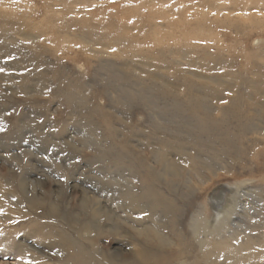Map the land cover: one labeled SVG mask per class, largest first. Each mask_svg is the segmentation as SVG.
<instances>
[{"label":"rangeland","instance_id":"obj_1","mask_svg":"<svg viewBox=\"0 0 264 264\" xmlns=\"http://www.w3.org/2000/svg\"><path fill=\"white\" fill-rule=\"evenodd\" d=\"M263 105L264 0H0V255L27 239L62 264L66 234L130 259L164 218L197 253L190 216L213 223L221 186L227 230L264 251Z\"/></svg>","mask_w":264,"mask_h":264},{"label":"bare ground","instance_id":"obj_2","mask_svg":"<svg viewBox=\"0 0 264 264\" xmlns=\"http://www.w3.org/2000/svg\"><path fill=\"white\" fill-rule=\"evenodd\" d=\"M23 88H25V87L23 86ZM22 91H23V89H22ZM25 92L29 93V90L26 91V89H25L24 93ZM261 111L263 114L264 108ZM187 164H189V166L193 168V166L195 165V161L192 159ZM174 165H175L174 162L165 163L164 164V170L162 172V174L164 173V175L166 177L171 176V180L176 179V176H177L176 170H174V168H173ZM204 167L207 168L208 165L206 164ZM204 172L205 171L203 170V167H201V173H204ZM231 175L232 174L230 173L229 176H231ZM243 182H246V181L243 180ZM196 185H197V183H196ZM221 187L216 188L214 193H212V195H210L211 196L210 199L209 200L207 199V201L211 204L212 209L214 211V216H213L214 219L212 218L214 220L213 223H210L211 222L210 219L212 216H209L208 212L207 213L205 211L202 212L203 208L199 209V211H196L194 214L192 213L190 216L189 226L192 230V235L194 236L195 240L197 241L195 243H196L197 247L199 248V251L197 253H195L194 247L188 248V246L191 243H193L191 241L184 240V239H181L180 241L178 240L179 241L178 243H180V246L182 248L180 246H177V244H178L176 242L177 239H176V237H174V235L177 236L176 233L179 231V229L177 228V225L175 226L174 224H170L169 220L168 219L165 220V218L161 221L162 227L166 231L167 230L166 226H167V224H169L170 229H171V234L166 232V235L164 236L163 233L160 232L158 229H151V228H145L142 231H139L138 233H140L141 236L144 235L145 238L151 242V244L154 248V251L152 253H149L148 249L141 248V249L137 250L136 254L134 255V258L129 259L127 257L126 258L120 257L119 255H112V256L107 255V254L101 255L98 252H95V253H98L97 255L91 256L86 251V242L89 243V242H92V240L90 238H84V236L81 237V238H83L82 242H77L75 240L69 239L68 238L69 236L65 234L63 237L67 240H60V241L51 242L50 248H52V252H54L57 255V256L55 255V257H56L55 259L58 260V262H62V264H67V263H70V264H220V263H222V261H228L230 264H250L251 262L253 264H264V262H263L264 261V251H261L258 249H252L255 246L249 244L250 238H249V235H247L248 234L247 232H244V233H246L245 235L242 234L243 230L241 229V227L239 225H233L234 227H233V229H231V231L227 230L230 228V221L232 222V219H231L232 216H230V214L228 215V212H229L228 210L230 207H228L227 204L225 205V208H224L223 201H225V200H223V198H225L226 192ZM85 189L86 188H84V190ZM90 192H89V194H90ZM0 196H1V194H0ZM238 196H239V194H238ZM89 197L91 198V196H89ZM235 197H234V199H235ZM253 197H254V195H253ZM1 198H2V196H1ZM239 198H240V196H239ZM219 199L221 200V202ZM254 199H256V198L254 197ZM257 200H259V199H257ZM260 201H261V199H260ZM90 202H91V200H90ZM212 202L216 203V206L219 207V210L221 208V210H220V211H222L221 214L219 213L217 208H216L217 210H214ZM236 202H237V200H236ZM102 203H103V201H102ZM231 203H233V202H231ZM104 204H105V202H104ZM245 204H244V206H245ZM0 207H2V203H0ZM232 208H233V206H232ZM237 208H239V207L237 206ZM244 208L246 209V207H244ZM226 209L228 212L225 211ZM255 209L256 208H254L253 210H255ZM231 211L233 212V211H235V209L234 210L231 209ZM248 212L251 213L250 211H248ZM215 214H217V217H215ZM40 218L43 219L45 221V224H47V225H49L51 223L50 222L51 220L48 219L44 215H41ZM9 219H12L14 221H18L17 218H15V217L9 218ZM28 220H30V224H32V226H31L32 228H30L31 235L39 230V234H40V232L43 233L42 237L44 239L51 237V234L49 233L47 228H45L44 222L35 223V221L31 217H28ZM251 221H253V220H251ZM239 222H240V219H239ZM28 223H29V221H28ZM22 225H23L22 221H19V226H22ZM221 230L222 231L225 230L226 232L228 231L227 232L228 234L231 232V234L225 238H218V239L214 238L213 236L215 234H219L221 232ZM148 236H149V238H148ZM161 237H162V239H160ZM65 241H67V242H65ZM30 242L31 241L25 239V241L24 240L21 242L19 241L18 243H15V244L12 243V245L15 246V250L12 253V254H14V255H12V257H14L13 260H15V262L12 264H26L27 262H31L32 264H52V260H51L52 258L47 256L44 253H39L37 250L34 249V245L31 244ZM167 245L170 246L171 249L178 247L181 249V251L179 252L176 249L174 252H171V253L167 252L166 254H164L165 250L163 248L167 247ZM67 251L69 252V257L65 256ZM184 252H189L191 257H186ZM192 254L193 255L195 254L194 255L195 257H193ZM126 259L131 260V261H127ZM0 260H2L1 264H10L9 262L5 261L6 259H5V256H3V255H0Z\"/></svg>","mask_w":264,"mask_h":264}]
</instances>
